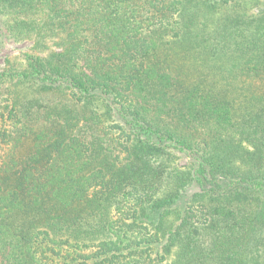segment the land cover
Instances as JSON below:
<instances>
[{
	"label": "trees",
	"instance_id": "obj_1",
	"mask_svg": "<svg viewBox=\"0 0 264 264\" xmlns=\"http://www.w3.org/2000/svg\"><path fill=\"white\" fill-rule=\"evenodd\" d=\"M0 264H264L261 0H0Z\"/></svg>",
	"mask_w": 264,
	"mask_h": 264
},
{
	"label": "rangeland",
	"instance_id": "obj_2",
	"mask_svg": "<svg viewBox=\"0 0 264 264\" xmlns=\"http://www.w3.org/2000/svg\"><path fill=\"white\" fill-rule=\"evenodd\" d=\"M262 7L264 6V0H261ZM30 48L29 41L20 42H1L0 43V70L5 67V61L8 56H19L23 58V54Z\"/></svg>",
	"mask_w": 264,
	"mask_h": 264
}]
</instances>
